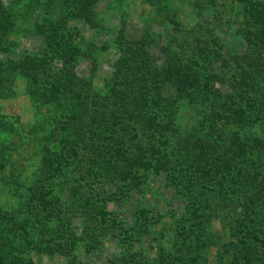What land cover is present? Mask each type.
Here are the masks:
<instances>
[{
    "label": "trees",
    "instance_id": "obj_1",
    "mask_svg": "<svg viewBox=\"0 0 264 264\" xmlns=\"http://www.w3.org/2000/svg\"><path fill=\"white\" fill-rule=\"evenodd\" d=\"M99 1L0 0V52L21 4L45 12L31 18L42 50L0 59V100L24 92L36 121L16 144L22 122L0 104V264H42L40 252L94 264L83 254L108 242L103 264H264V0H138L154 23L129 37L123 15L97 44L71 21L108 29ZM86 58L91 73L79 74ZM152 177L180 210L138 198L126 219L110 207Z\"/></svg>",
    "mask_w": 264,
    "mask_h": 264
},
{
    "label": "rangeland",
    "instance_id": "obj_2",
    "mask_svg": "<svg viewBox=\"0 0 264 264\" xmlns=\"http://www.w3.org/2000/svg\"><path fill=\"white\" fill-rule=\"evenodd\" d=\"M5 1L9 2L11 0ZM38 2L41 4V0H38ZM33 3L32 6H35L33 5ZM23 6H25V9L22 10V13L26 12L27 10H30V8L26 7L25 4L20 5V7ZM32 6L31 9L34 11L27 16H24L21 12H17L18 18L16 21V25L13 28L12 33L8 35V40L11 42L12 45L9 51L0 52V59L4 57H18L23 55L26 51L40 52L42 50L43 46L45 45L43 33L37 32V27L33 24L31 18H34V16L38 13L44 15L45 12L40 7V5H36L35 9ZM144 8H146V11L141 12L142 6L138 2V0H121L117 3L115 0H100L97 5V11L100 13L101 16L105 18V24L108 29L103 28L95 32V30L90 28L83 20H74L71 21V23L77 24L79 26V29L82 32L83 39L85 41H89L87 39L92 37L94 43L101 44L102 42L111 38L112 30L115 29L116 26H120L121 21L123 19L122 17L124 16L128 18L124 23V26L126 28V35L129 37H135L137 34H139L144 24V21H146L147 17L153 13L152 9L149 10V7L143 6V9ZM58 12L59 11L55 9L52 12V15L56 16L58 15ZM195 15L198 18H203L204 20H207V22H211V20L204 13H198ZM155 18L156 16L153 14L149 17V20L154 23ZM216 26L218 27V24H216ZM223 33L229 36V34L225 30H223ZM75 38L79 42L82 36ZM84 40L82 41V43L85 42ZM156 53L160 55L159 51H156ZM115 54L116 52L113 50L112 46L109 47L108 50L100 51L99 53H97V73L101 74L99 77H103L104 75L106 76L108 73H110L112 69L110 63L112 62ZM89 60L90 59L88 58L79 60V63L77 65V70L79 74L89 75L91 73L93 67L91 65L92 63ZM59 62V60H56L55 64L59 65ZM96 83L99 84L101 83V81L97 78ZM22 87L23 81L22 79L18 78L15 89L19 91ZM0 104L3 108V111L9 114L18 115L20 122H22L23 129L22 126H19V129L22 130L21 133L15 131L11 132V141L16 144L23 143V145L25 146L27 142L32 140L31 134H29V132L25 130V125H27L28 127L30 122L32 124L34 122L36 123L34 118L33 120L31 118L34 111L32 102L23 92L19 94L16 98L0 100ZM186 111L195 112L196 108L192 107L191 109H187ZM28 150L30 151L31 149ZM31 171L32 166L30 165L26 172L30 174ZM23 175H25V173ZM149 185L150 187L146 190L144 195H142L141 192H131L129 195H127V199L124 202L110 204V207L116 208L119 211V214L126 219L130 218L131 203H133V201L138 198H141V202H143V204H148V202L155 201V199L159 198L162 201L160 206L168 208V204L169 202H171V207L174 205L177 210L181 209V202L178 199L174 198V191L172 190V188L165 186L164 180L161 177H152ZM0 197L7 198V196L1 195ZM73 226L77 230L80 228L81 225L79 222V218L74 219ZM146 242L147 243L145 244L148 246L149 239H147ZM115 250V244L112 242H108L107 245L104 247L103 252L96 251L92 254L85 252L83 254V258L86 260H92L94 264H103L106 261L107 256L111 255L113 252H115ZM36 255L40 257L39 261L42 264H63L65 262V258L58 252H56L52 256L41 252Z\"/></svg>",
    "mask_w": 264,
    "mask_h": 264
}]
</instances>
